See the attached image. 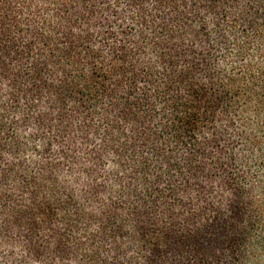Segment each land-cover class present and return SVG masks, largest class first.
<instances>
[{"label": "trees", "instance_id": "obj_1", "mask_svg": "<svg viewBox=\"0 0 264 264\" xmlns=\"http://www.w3.org/2000/svg\"><path fill=\"white\" fill-rule=\"evenodd\" d=\"M74 1L0 0V264H148L191 181L208 210L236 186L221 241L264 262V0H85L65 27ZM62 108L85 130V209L47 160Z\"/></svg>", "mask_w": 264, "mask_h": 264}, {"label": "rangeland", "instance_id": "obj_2", "mask_svg": "<svg viewBox=\"0 0 264 264\" xmlns=\"http://www.w3.org/2000/svg\"><path fill=\"white\" fill-rule=\"evenodd\" d=\"M111 3V0H105ZM88 4H91L89 2ZM75 11L72 15L62 17L63 25L68 27L69 24L75 23L77 26L85 23V0H75L73 3ZM75 16V18H73ZM73 116L75 119L71 121L72 126L76 127L75 132H67L63 128L65 119ZM51 117L54 120L52 134L53 137V155L52 159H47L51 165L53 172L59 177L66 180L67 185L72 189L79 203L85 209V130L81 121L64 108L53 110ZM47 134V132H45ZM69 140L73 146L70 149L63 151L62 144ZM52 162V163H51ZM86 187V201L93 204L96 212L100 208L102 202V194L97 189L91 190ZM161 188H164L161 185ZM183 192L176 197V199L169 200L167 203L173 207L175 211L169 215V233L166 238L164 247L159 253L155 251L146 250L147 255L150 256L148 264H157L159 260H163V264H237L232 258L234 252L228 249L222 243L225 229L221 225L226 223L227 233H234L233 224L237 222L238 213H240L243 200L239 197L235 185L229 183L228 189L223 193V196L214 197L216 206L213 210H208L209 198L198 194L200 190L199 181H191L187 186H181ZM164 200L154 201V204L162 207ZM219 206V207H218ZM154 206L149 208L150 215L159 216L160 212L156 213ZM162 213V212H161ZM189 232L188 238H185L183 231ZM16 242H20V232L15 230H7L6 233ZM173 237L179 242L173 240ZM12 245L0 248V253L9 254ZM19 251L18 248L15 249ZM252 264H264V262H254Z\"/></svg>", "mask_w": 264, "mask_h": 264}]
</instances>
